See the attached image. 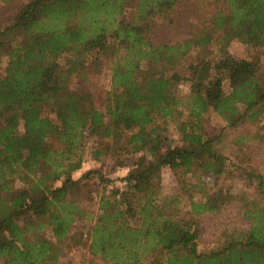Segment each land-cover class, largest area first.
<instances>
[{"label":"trees","instance_id":"16d2710c","mask_svg":"<svg viewBox=\"0 0 264 264\" xmlns=\"http://www.w3.org/2000/svg\"><path fill=\"white\" fill-rule=\"evenodd\" d=\"M234 41L264 48V0H216L210 16L193 0H29L0 27V62L7 58L0 72V258L62 264L66 250L82 243L84 232L72 231L90 216L84 202L94 193L85 192L86 179L100 172L73 174L93 135L95 160L117 154L114 148L135 156L129 173L99 175L107 187L86 231L94 256L112 264H264V174L219 152L225 129L215 136L205 126L210 111L231 128L249 121L259 129L234 138L237 150L264 145L262 60L231 56ZM103 56L112 58L106 97L72 87L86 67L102 72ZM183 81L191 84L185 94ZM179 118L174 143L165 130ZM167 166L184 190L194 188L189 207L182 195L161 196ZM205 174L216 176L213 185ZM237 178L256 180L257 191L237 193ZM237 200L249 229L201 249L198 216Z\"/></svg>","mask_w":264,"mask_h":264},{"label":"rangeland","instance_id":"374dc122","mask_svg":"<svg viewBox=\"0 0 264 264\" xmlns=\"http://www.w3.org/2000/svg\"><path fill=\"white\" fill-rule=\"evenodd\" d=\"M29 0H11L10 2H3L0 0V27H5L10 25L18 12ZM191 1V0H190ZM195 5L197 3L198 8L210 16L216 7V0H193ZM228 51L231 56L238 59L242 58H253L258 56L261 58V70L260 76L261 81L264 86V48L262 49H249L246 46H243L238 41H234L228 47ZM59 59L62 62H67L69 57L61 55ZM7 58L4 57L0 62V72L3 71L6 65ZM101 68L102 72L95 73L91 67H86L81 74L74 75L71 81L72 87H88L90 88L96 97L105 98L106 93L111 89V64L112 58L108 56L101 57ZM191 89V84L189 81H183L179 84V90L181 93H188ZM46 115L54 117L55 114L51 108L45 109ZM205 126H207L208 131L215 136H219L223 128L224 133L222 132L221 142H216L215 147L219 152L227 153L235 162L244 166L247 170L255 169L256 171L264 174V145L262 142H258L259 145L251 144L247 146V143H244L243 147L240 150H237V147L234 145V138L242 136L247 132L255 133L258 131V124H253L252 122L245 121L237 128H231L228 126L227 120L222 117L220 114L210 111L205 115ZM183 118L170 120L165 130L166 134L172 139L174 143H177L181 138V131L179 130V125L183 121ZM261 125L264 123V118L261 119ZM264 132V130H263ZM95 145V137L90 136L89 141L87 142V154L83 164V167L74 172V177H79L85 171L88 170H97L103 176L110 177L112 179L121 177L129 173L134 167V155L128 153H120L119 148H114L117 154L104 156V162H100L91 157L92 147ZM235 152L239 154L238 157L235 156ZM118 161L121 164L118 165ZM82 173V174H80ZM100 174H92V178H87L88 186H85V192L93 190L94 198L93 200H86L84 205L89 211L90 216L83 221L75 223L72 233L81 234L84 232L83 241L81 244L73 245L72 247L66 250L64 259H62V264H112V262H105L101 258L94 256L87 245V229L94 222L96 215L100 212L99 209V200L102 195L104 188L107 187L106 183L99 178ZM180 174V173H179ZM216 176L213 174H205L202 179L208 185H213L215 182ZM221 178V177H220ZM182 178H180L176 172L170 168L165 167L162 171V189L161 196L167 195H182L184 198V206L189 207V195L194 188L190 190H184V187L181 183ZM195 183H198V178L193 179ZM119 182V181H117ZM233 186L237 193L239 191H248L251 195L257 191V181L253 180L252 182H246L244 179H234ZM232 184V183H231ZM22 183H17L16 187H22ZM109 187V185H108ZM92 193V194H93ZM250 195V196H251ZM203 196L202 192H195V199L199 200ZM242 204L240 201H234L229 205L224 206L219 212L209 213L206 212L198 216L200 236L198 243L201 249H212L218 245H221L229 236V233L238 230L249 229L250 224L245 220ZM188 209V208H187ZM87 242V243H86ZM0 264H7L4 258H0Z\"/></svg>","mask_w":264,"mask_h":264}]
</instances>
